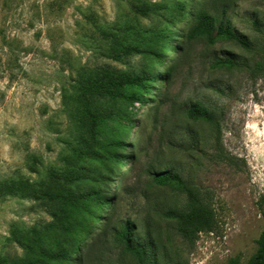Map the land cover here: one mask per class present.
<instances>
[{
  "label": "rangeland",
  "instance_id": "rangeland-1",
  "mask_svg": "<svg viewBox=\"0 0 264 264\" xmlns=\"http://www.w3.org/2000/svg\"><path fill=\"white\" fill-rule=\"evenodd\" d=\"M98 83L133 99L85 92ZM0 188V264H140L127 225L146 264L247 261L264 229V0H0ZM191 193L214 223L189 239Z\"/></svg>",
  "mask_w": 264,
  "mask_h": 264
},
{
  "label": "trees",
  "instance_id": "trees-1",
  "mask_svg": "<svg viewBox=\"0 0 264 264\" xmlns=\"http://www.w3.org/2000/svg\"><path fill=\"white\" fill-rule=\"evenodd\" d=\"M8 1V0H7ZM214 27V18L208 14L206 11H202L199 14L197 23L194 27V31L198 33L206 32L207 30H210ZM217 34L227 37L228 39H231L237 43H240L244 46H248V41L244 36H242L240 33H238L236 30L232 28L230 24H224L221 23L217 28ZM143 77H137V78H128L126 82L124 80L121 82V85L123 84H141V80ZM82 84V82H80ZM102 83V82H101ZM101 83L93 84L91 85H85V92H87L89 95H95L100 89V87H104V91L107 94H110L114 97H123L128 99H133L132 96H128L123 92L115 90L118 88L117 85L114 86H104L101 85ZM96 87L98 89H96ZM81 89L83 90V85L81 86ZM97 90V91H96ZM208 112L206 110H197L195 107L190 110V115L193 116H201V117H208ZM98 144V148H99ZM101 149V148H99ZM94 150L89 149L87 150L88 153L96 154L100 152V150ZM170 174V172H162L159 173L157 176L161 179H166L167 175ZM6 182V181H4ZM6 184V183H5ZM14 184H17V181L10 179L8 181V184L5 186L13 187ZM3 187V186H2ZM1 191V188H0ZM90 197L89 193L84 194V198ZM191 199L188 201L186 208L180 211L176 216L180 219V231L182 232L183 236L186 238H191L193 234H195L196 231L201 230L202 228L206 229H212L214 218H213V212L211 209H209L206 204H203L195 194H190ZM89 199V198H88ZM100 205H103V202L100 203ZM99 205V206H100ZM121 237L123 240L128 244L130 247V250L133 251L137 259L139 260L140 264H146V252L142 245L139 246H133L130 242L131 240V234H132V228L130 225H127L122 232H120ZM41 251H44V248H40ZM45 256H49L52 259H63L64 254L61 252H54L51 254H48L47 252H43ZM36 263L42 262L39 260L35 261ZM228 264H264V229L261 232L258 240H257V249L254 252V254L247 260L242 261L239 257H233L229 260Z\"/></svg>",
  "mask_w": 264,
  "mask_h": 264
}]
</instances>
